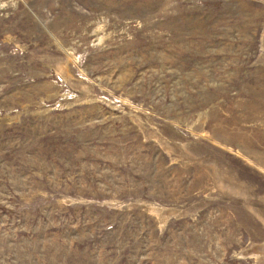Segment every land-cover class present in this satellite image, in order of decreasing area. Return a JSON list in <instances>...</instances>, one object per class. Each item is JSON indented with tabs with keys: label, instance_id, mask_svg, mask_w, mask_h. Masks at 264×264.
Listing matches in <instances>:
<instances>
[{
	"label": "rangeland",
	"instance_id": "obj_1",
	"mask_svg": "<svg viewBox=\"0 0 264 264\" xmlns=\"http://www.w3.org/2000/svg\"><path fill=\"white\" fill-rule=\"evenodd\" d=\"M0 264H264V0H0Z\"/></svg>",
	"mask_w": 264,
	"mask_h": 264
}]
</instances>
